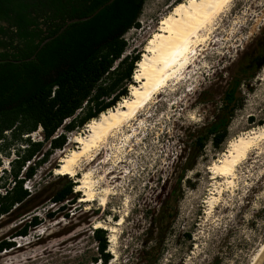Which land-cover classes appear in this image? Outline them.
Segmentation results:
<instances>
[{"label": "rangeland", "instance_id": "374dc122", "mask_svg": "<svg viewBox=\"0 0 264 264\" xmlns=\"http://www.w3.org/2000/svg\"><path fill=\"white\" fill-rule=\"evenodd\" d=\"M185 1L145 0L139 26L123 34V53L139 51L142 56L161 20ZM263 25L264 0H232L216 17L210 39L199 46L201 54L183 78L165 86L137 119L124 124L91 156L81 158L73 174H67L76 180L91 170L95 187L110 190L107 203L101 204L98 197L80 200L84 195L80 188L76 190L80 197L55 210L53 216L45 213L57 206L53 202L38 207L35 212L42 221L27 235L11 237L16 245L0 251V264H99L93 235L98 221L108 237L111 258L107 264H139L136 256L149 236L152 210H157L159 198L181 171V156L190 144L186 134L214 114L235 63L252 48ZM240 91L243 101L231 117L225 140L218 148L207 141L195 165L185 172L190 183L182 182L177 213L156 264H257L264 252V136L238 164L233 184L210 170L231 140L264 127V64L248 83L241 84ZM84 126L67 131L64 145L51 151L24 186L41 187L54 181L61 156L80 146L74 138L85 133ZM61 131L62 125L56 132ZM30 138L41 139L42 130L37 128ZM24 144L16 140L6 149L8 154L0 152V191L4 190L1 184L8 182L4 168L8 170V161ZM214 195L218 200L210 211L208 199ZM15 223L4 216L0 238L10 236ZM113 226L117 228L115 243Z\"/></svg>", "mask_w": 264, "mask_h": 264}, {"label": "trees", "instance_id": "16d2710c", "mask_svg": "<svg viewBox=\"0 0 264 264\" xmlns=\"http://www.w3.org/2000/svg\"><path fill=\"white\" fill-rule=\"evenodd\" d=\"M106 1L0 0V152L16 140L25 142L8 161V170L4 168L8 182L1 184L4 190L0 191V221L6 216L16 223L10 236L0 238V251L13 248L16 242L11 237L27 235L42 221L35 212L38 207L53 202L57 206L45 212L53 216L55 210L80 197V192L75 191L76 180L66 173L57 174L54 181L41 187L34 184V188H28L24 182L53 149L64 145L67 131L83 128L84 124L86 127L115 107L121 97L129 96L132 79L135 83L142 56L139 51L123 53V34L139 26L145 0ZM102 4L89 18L66 23L73 17L92 14ZM263 64L264 25L252 48L235 63L214 114L186 134L190 144L181 156V171L159 198L157 210H152L149 236L136 256L137 263L156 264L177 213L182 182L190 183L189 178H184L186 170L195 165L207 141L220 147L231 117L243 101L241 84L248 83ZM61 125L64 131L56 132ZM37 128L42 130V138L31 139L30 133ZM93 235L99 264H107L111 254L106 229L95 227Z\"/></svg>", "mask_w": 264, "mask_h": 264}, {"label": "bare ground", "instance_id": "6f19581e", "mask_svg": "<svg viewBox=\"0 0 264 264\" xmlns=\"http://www.w3.org/2000/svg\"><path fill=\"white\" fill-rule=\"evenodd\" d=\"M231 1L187 0L178 3L161 20L158 30L149 39L146 51L137 63L135 83L131 85L129 96L124 97L116 107L90 121L84 134L76 135L74 141L80 146L61 156V165L56 168V173L73 174L81 158L91 156L109 136L131 119H137L139 112L153 103L165 86L183 78L185 72L196 64L201 54L199 46L205 45L210 39L216 17L229 7ZM263 136L264 127H260L231 140L222 156L210 166V170L215 175L224 176L228 184H233L238 164ZM76 180L78 185L75 191L81 188L84 192L80 200L98 197L101 204L107 203L110 190L95 187L97 183L91 170L84 171L82 177H77ZM217 200L215 195L208 199L210 211ZM98 226L102 227L103 223L98 221L95 227ZM116 230L113 226V243L116 241Z\"/></svg>", "mask_w": 264, "mask_h": 264}, {"label": "water", "instance_id": "95a60500", "mask_svg": "<svg viewBox=\"0 0 264 264\" xmlns=\"http://www.w3.org/2000/svg\"><path fill=\"white\" fill-rule=\"evenodd\" d=\"M111 0H107L105 3H108V2H110ZM104 6V4H102L99 8H97L92 14H90V15H85V16H81V17H73V18H71V19H69L66 23H69V22H72V21H76V20H84V19H87V18H89L91 15H93L95 12H97L101 7H103ZM64 27V26H63ZM62 27V28H63ZM61 28V29H62ZM260 260L258 261V263L257 264H264V252H263V254L261 255V257L259 258Z\"/></svg>", "mask_w": 264, "mask_h": 264}, {"label": "snow or ice", "instance_id": "6c2138e0", "mask_svg": "<svg viewBox=\"0 0 264 264\" xmlns=\"http://www.w3.org/2000/svg\"><path fill=\"white\" fill-rule=\"evenodd\" d=\"M193 2H194V0H193Z\"/></svg>", "mask_w": 264, "mask_h": 264}, {"label": "built area", "instance_id": "2783aa9c", "mask_svg": "<svg viewBox=\"0 0 264 264\" xmlns=\"http://www.w3.org/2000/svg\"><path fill=\"white\" fill-rule=\"evenodd\" d=\"M85 125V124H84Z\"/></svg>", "mask_w": 264, "mask_h": 264}]
</instances>
